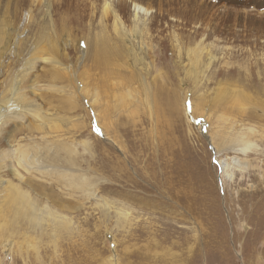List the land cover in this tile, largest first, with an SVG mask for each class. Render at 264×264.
<instances>
[{
  "label": "rangeland",
  "instance_id": "obj_1",
  "mask_svg": "<svg viewBox=\"0 0 264 264\" xmlns=\"http://www.w3.org/2000/svg\"><path fill=\"white\" fill-rule=\"evenodd\" d=\"M134 1L153 10L155 52H147L144 65L134 66L117 51L122 43L107 27L111 37L106 45L112 50L101 73L91 60L79 59L83 39L91 42L104 28L98 23L111 25L110 16L99 21L100 0H0V18H9L31 36L24 46H40L20 94L51 114L42 125L29 116L0 124V152L10 140L29 156L27 167L13 164L17 176L0 157V176L22 185L38 204L52 206L60 197L61 213L73 223L57 229L49 215L35 219L25 211L7 212L0 220L6 222L12 245L0 246L2 264H157L158 257L167 260L159 264H184L185 257L189 264H264V220L255 214L264 208L259 203L264 198V112L254 121L235 118L236 113L222 118L213 110L209 123L188 116L189 97L186 111L183 105L188 89L201 97L213 93L212 98L219 80L246 87L264 104V87L258 83H264L259 55L264 50V0ZM125 15V25L131 26L129 13ZM43 35L61 47L55 57L61 67H69L64 81L48 80L54 67L40 59ZM64 39L71 44L62 49ZM175 39L190 52L204 47L216 59L208 64L203 54L197 65L193 56H181ZM10 42L2 45L0 58L3 98L10 94L18 67L16 54L6 58ZM80 87L88 88L78 91ZM167 93L176 103L173 113ZM87 96L93 98L92 106ZM243 130L250 137L236 142L247 144L239 154L233 138ZM234 156L249 164L246 170L228 168L233 171L229 180L217 159ZM72 175L79 177L75 194L68 186ZM33 183H43L44 190L34 189ZM1 206V212L8 211ZM140 255L155 258L143 261Z\"/></svg>",
  "mask_w": 264,
  "mask_h": 264
},
{
  "label": "bare ground",
  "instance_id": "obj_2",
  "mask_svg": "<svg viewBox=\"0 0 264 264\" xmlns=\"http://www.w3.org/2000/svg\"><path fill=\"white\" fill-rule=\"evenodd\" d=\"M100 1H101L100 7H102L103 9L101 11L99 21L102 22L105 18L110 16L111 25L108 26L107 22L98 23L99 26H103L104 28H102L98 32L94 33L93 39H91V42L89 39H85V38L83 39L85 47L83 50L82 49L80 50L81 55H80L79 59L82 61L91 60L92 64H93V68L96 70H99L101 72V69H103L108 64L107 53L112 50V46L110 47V50H108V47L106 45L108 38L111 37L109 34V31L107 29L111 27L113 35H114V39H117V42L120 41L122 43L121 51L120 50H117V51L119 53L127 56L128 59H131L134 66L144 65V63H145L144 60H145V57L147 55V52H149V51H151L152 53L155 52L154 37H153V35H151L152 29L154 30V28H152V25L150 24L151 23L150 20L153 19V17H154V16H152L153 15L152 8L146 7L143 4H141V2L139 3V2H136L134 0H131L130 4L119 2L120 0H100ZM47 11H49V10H47ZM123 12H124V14H123ZM125 13H129V20L132 24L131 26L125 25V23L123 21V18L126 16ZM29 16H30V14H29ZM19 30H20V28H16L15 25H12V21L9 18H6V19H5V17L0 18V58L2 59V55L4 53V47L2 45L7 43L9 41V39L11 40V42L8 45L6 58L12 57L14 54H16V56H18V67L17 68L13 67L14 69L12 72V84L8 88L10 90V94L5 96L4 98H3V95H0V124H2L3 121H7L8 118H11V119L15 118V119H21L22 120V118L26 117V116L31 117L35 121L39 122L41 125L47 124V122L51 119L50 112H45V113L40 112L38 110L37 106L35 104H33V102L27 101L26 96L25 97L23 96L24 97L23 98L22 95L20 94V91L22 90V88L20 86L22 83V78L30 70V68L33 66V64L35 63V59L39 58V57H37V55L39 53L40 46L39 45L34 46L31 43H28V46L26 48L24 45H25L26 41L31 39V36L30 35L27 36L26 31H25L26 28L21 27V31H19ZM177 40L178 39H175L174 41H176V47L179 50V53H181V56L183 58H186V59H190V55L193 56L196 59L197 65L199 64L198 62L201 60L203 54L208 56V58H207L208 64H210L211 62H213L216 59L214 52H211L208 50L206 51V50H204V47L200 48L197 52H195V51L190 52L188 48H185V46L181 45L180 41L179 40L177 41ZM69 41H71V40L70 39H64L62 41L63 42L62 49H65L66 45L68 46L71 44ZM34 43H35V41H34ZM263 43H264V41H263ZM21 44H22V47H21ZM41 44H43V46L40 50V55L42 56V57H40V59L44 60L45 62L52 64V66L54 67V70H52V72H50L48 74V80H55L57 82L59 80L64 81L69 76V71H68L69 67H68V69L61 67L60 61L56 60V57H55V54H58L60 52L61 47L57 46L55 43H53L51 40H49L47 38V36H44V35L42 36ZM247 49H248V47H247ZM262 51L263 52L259 53V55H260V60L264 61V50H262ZM63 52H64V50H63ZM249 52H250L251 56H255L254 51H249ZM1 59H0V61H1ZM80 63H82V62L79 61V64ZM182 64H183V62H182ZM194 64H195V62H194ZM15 65H17V64H15ZM148 65L146 64V66H148ZM142 67L143 66H140V68H142ZM184 67H186V64H184ZM103 77H104V75H103ZM103 80L106 81V82H103V84L105 85L107 83V79L103 78ZM2 83H3L2 79H0V85ZM250 83H251V81H250ZM258 83H259V85H261V88H262V86L264 87V83L262 84L261 81H259ZM219 85H220L219 88H216L215 94L212 98H210V96H212L213 93L212 94L208 93L206 97H201L199 94H198V96L195 95L196 92L194 90L188 89V91L186 92L185 98L183 100V105H184V108L186 111V107H185L184 102H186L187 98L189 97L188 98V101H189L188 116L191 117V119L196 120L198 118L203 117L205 119V121L210 123L211 113L213 112V110H217V112H221L222 118L224 116L228 115L229 113H233V114L236 113L237 115L234 116L235 118L236 117L238 118V115H239L241 117L242 116L246 117L248 120H254V121L259 120V118L261 117V115H259V112H262V113L264 112V104L260 101L259 98H256V97L252 96L251 94H249L248 90L246 91V89H245L246 87L244 88L242 85L239 86V85L233 84V82L231 83V82L226 81V83L225 82L223 83V81L220 82V80H219ZM53 86H55V85H53ZM100 87L98 89H100ZM56 88H57V90H59L62 88V86H59V87L57 86ZM80 88L81 89L78 88V91L84 90L86 92L88 87L87 88L80 87ZM76 89H77V87H76ZM98 89L96 90V94H98V91H99ZM256 90H258V89H256ZM85 98H87V102L89 103V105L92 106V102H93L92 99L93 98L90 99L89 96H87ZM166 100L169 103V107H170L171 112L173 113L174 112V106H176V103L173 99V95L171 93H167ZM69 104L71 105L73 103L71 102ZM101 115H102V113H101ZM203 118H202V120H203ZM225 119H223L221 121V124H223V130L222 131L224 133H225L224 123H226V122H224ZM204 124H205L204 126L206 127L205 122H204ZM226 126H227V124H226ZM243 131H245V132H243ZM243 131L242 132L244 133L243 135H245V137H243V135L240 132H238L237 134H234L233 140L235 141V144H237L236 142L240 141L241 139L245 140V139H248L250 137L248 135L250 132H246V130H243ZM254 131H255V129L252 130L251 134H253ZM256 133H254V134H256ZM210 134L211 133L208 132L209 136H210ZM213 139H215L214 136H213ZM210 141H211L212 147L216 148V144L213 142L212 138H210ZM7 144H8V147L6 148L5 152L4 151L0 152V157L3 158L4 160H7V166H9L13 175L17 176L16 171L18 172V169L16 168V166L14 167L13 164L14 163L18 164V165L24 164L27 167L28 166L27 157H29V156H27L26 151H24L21 146H18L17 144L11 143L10 140H7ZM246 146H247V144H246ZM245 147H244V145H238L237 144L235 149L240 154V153L246 152L247 149H245ZM217 150L219 151V149H217ZM217 154H218V152H217ZM217 162H218L221 170L224 172L225 177H227L229 180H231L233 177V173H232L233 171L228 172L227 171L228 168H230L231 170L232 169L246 170L247 166L249 164L248 161L241 159L238 156H234V157H230V158L217 159ZM19 176H20V174H19ZM63 176H65V175H63ZM63 176H61V177H63ZM251 176L255 177V174H252ZM70 177H71L70 182L68 181L70 178L66 179V181H67V183L69 182L68 186L71 187L72 192L75 194L77 185L79 184V182L77 181L78 176L72 175ZM58 178H59V176H58ZM58 178L56 180L59 181ZM62 179H64V177ZM78 179H79V177H78ZM82 180H85V179H82ZM62 181H64V180H62ZM32 182H30V184H32ZM21 183H23V182H21ZM64 183H66V182L64 181ZM19 186H22V185L14 184L11 181L4 180L2 178V176H0V206L2 204V206L6 205L9 207L8 211L5 210V213L0 211V217L6 216L7 212H8V214L11 212H13L14 214H17V213H20V211H22V212L25 211L26 215L28 214L29 217L35 218V219L36 218L40 219L41 216L44 217L46 215H49L50 216L49 219H51L52 223L54 224V226L57 229L62 228V226H66V228H68V227H71V225H73V223L71 222V218L68 219L63 213H61L62 212L61 210L63 209L64 206L61 203L60 197L56 196L57 198L54 199V201L52 202L53 204L51 203L52 206L48 205L47 203H44L45 201L44 202L42 201L43 205H41V204H38L34 198H31L28 191L22 190ZM33 186H34L33 187L34 189L40 188V190H41L40 192H42V190H44V188H45L43 183H35V184L33 183ZM54 191H55V189H54ZM263 196H264V190H263ZM52 197L54 198V196H52ZM250 198L252 199V197H250ZM48 199H49V197H48ZM259 203L262 206V204L264 203V198L260 199ZM151 204H152V202H151ZM257 207H258V205H257ZM69 208L71 210H72V208L77 209L75 206L69 207ZM255 212H256L255 213L256 217L257 218L259 217V220H262V219L264 220V214H263L264 208H263V211L261 209V212H260V209H256ZM11 217H13V216H11ZM16 217H17V219L19 218L18 216H16ZM21 219H23V218L21 217ZM24 220H26V219H24ZM28 222H29V220H28ZM36 222L38 223V221H36ZM44 223H45V221H44ZM4 224H6V222L4 220H0V246H1V250H2V247L9 248L10 247L9 244L12 245V242L9 241L10 240L9 237L6 236L7 231L3 228ZM260 224H262V223H260ZM30 225H31V223H30ZM39 225L40 224H38V226ZM56 232H58V230ZM249 232H251V231H249ZM257 232H259V231H257ZM259 234H261V233H259ZM185 237H187V236H185ZM233 240L235 243V239H233ZM5 243H7L8 245H5ZM5 251H6V249L4 250V253H5ZM153 256L144 258L140 255V258H141V260H142V258H144L143 261L144 260L146 261V259L149 260L148 258H150V259L155 258V256L154 257ZM157 261H158L157 264L161 263L162 261L167 262V260L162 258V257H158ZM183 261H184V264L185 263L189 264L187 257L183 258ZM141 263L142 264H149L148 262L143 263L140 261V264ZM0 264H2L1 260H0ZM196 264H198V263L196 262Z\"/></svg>",
  "mask_w": 264,
  "mask_h": 264
}]
</instances>
